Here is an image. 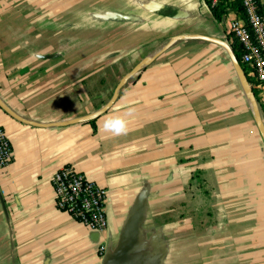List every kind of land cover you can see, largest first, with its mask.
Segmentation results:
<instances>
[{
  "label": "crops",
  "instance_id": "crops-1",
  "mask_svg": "<svg viewBox=\"0 0 264 264\" xmlns=\"http://www.w3.org/2000/svg\"><path fill=\"white\" fill-rule=\"evenodd\" d=\"M235 20L204 0H0V128L14 148L0 264H264V112L200 40L159 53L178 35L224 38ZM144 61L106 114L56 126L109 102L89 90L107 68L120 81ZM116 118L125 134L105 131ZM67 166L107 190L104 231L57 208L51 178Z\"/></svg>",
  "mask_w": 264,
  "mask_h": 264
},
{
  "label": "built area",
  "instance_id": "built-area-1",
  "mask_svg": "<svg viewBox=\"0 0 264 264\" xmlns=\"http://www.w3.org/2000/svg\"><path fill=\"white\" fill-rule=\"evenodd\" d=\"M209 1L212 7H216L223 0ZM241 1L247 20L233 21L228 35L241 51L242 62L249 69L248 76L259 88H264V13L257 0ZM13 156L12 142L5 130L0 128V169L7 168ZM51 179L59 210L89 229L104 231L108 227L106 189L72 166L57 170Z\"/></svg>",
  "mask_w": 264,
  "mask_h": 264
},
{
  "label": "water",
  "instance_id": "water-1",
  "mask_svg": "<svg viewBox=\"0 0 264 264\" xmlns=\"http://www.w3.org/2000/svg\"><path fill=\"white\" fill-rule=\"evenodd\" d=\"M185 40L205 41V42H209L211 44H214V45H217V46L223 48L226 51V53H227V55L231 61V64L233 66V69L237 75V78H238L241 86L243 87L244 91L251 97L256 110L257 111L259 110V105H258V103L254 97L253 92H252L253 88H252V86H251V84L247 78V75H246L242 65L240 64V62H239L238 58L236 57L230 43L226 40V38H219V37H213V36L202 35V34L178 35V36H175L169 43H167L159 53L165 52L168 49H170L177 42H181V41H185ZM146 64H147L146 61L140 63L134 69H132L129 73H127L124 77H122L121 80L119 81L117 87L115 88L113 96L111 97L109 102L103 108L98 110L96 113L91 114L89 116L76 118V119H73L70 121L57 123L56 126L63 127V126L80 124V123H86V122H89L92 120H96V119L100 118L102 115L106 114L118 101L121 91L126 87V85L129 83V81L132 78H134L142 70V68L145 67ZM260 131L264 137V127L262 124H260Z\"/></svg>",
  "mask_w": 264,
  "mask_h": 264
},
{
  "label": "rangeland",
  "instance_id": "rangeland-1",
  "mask_svg": "<svg viewBox=\"0 0 264 264\" xmlns=\"http://www.w3.org/2000/svg\"><path fill=\"white\" fill-rule=\"evenodd\" d=\"M224 38H230V35L226 33V36ZM199 43H202L204 47L205 46L208 48L212 47V51H211L212 54L228 59V55L223 48L205 41L204 42L201 41ZM195 44H197V42H195ZM206 47L205 49H207ZM118 70L119 68L117 66H112L110 68H107L106 72L104 71L102 73L103 75H106V79L104 78V76L100 75L97 76L96 79H93V81H91V83L89 84L90 103L94 104L96 107H100L111 99L114 90L119 83V80H117L114 76L111 75L118 72ZM248 73H249V69H248ZM251 86L257 91L259 98L261 100L262 99L260 97V93L262 92L260 91L261 88H259L255 82Z\"/></svg>",
  "mask_w": 264,
  "mask_h": 264
},
{
  "label": "trees",
  "instance_id": "trees-1",
  "mask_svg": "<svg viewBox=\"0 0 264 264\" xmlns=\"http://www.w3.org/2000/svg\"><path fill=\"white\" fill-rule=\"evenodd\" d=\"M257 1H258L259 6L261 7L260 0H257ZM205 2L208 5V7L211 9L213 17H214V19L217 22L222 21V19H223L224 15L226 14L227 9L229 7H232L241 16L242 20H245V21L247 20V17H246V14H245V10H244V7H243V3H242L241 0H234L232 2H230L229 0H223L216 7H212L211 6V2L209 0H205ZM228 41H229V43H230V45H231L236 57L238 58L240 64L242 65V67H243V69H244V71H245V73L247 75V78H248L250 84L252 85L254 83V81L248 76V67H247V65H245L242 62L241 51H240L237 43H235L233 40L231 41V36H230V38H228ZM252 92L254 94V97H255L259 107H261L262 111L264 112V104L261 103V100L259 98V95H258L257 91L253 88Z\"/></svg>",
  "mask_w": 264,
  "mask_h": 264
},
{
  "label": "clouds",
  "instance_id": "clouds-1",
  "mask_svg": "<svg viewBox=\"0 0 264 264\" xmlns=\"http://www.w3.org/2000/svg\"><path fill=\"white\" fill-rule=\"evenodd\" d=\"M104 129L105 131L112 132L115 135H121L127 132L126 122L120 118L106 120Z\"/></svg>",
  "mask_w": 264,
  "mask_h": 264
}]
</instances>
